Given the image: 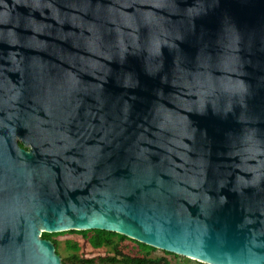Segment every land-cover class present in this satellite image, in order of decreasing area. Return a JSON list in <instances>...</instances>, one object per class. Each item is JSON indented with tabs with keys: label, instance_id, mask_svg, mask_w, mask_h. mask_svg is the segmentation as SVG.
Instances as JSON below:
<instances>
[{
	"label": "water",
	"instance_id": "95a60500",
	"mask_svg": "<svg viewBox=\"0 0 264 264\" xmlns=\"http://www.w3.org/2000/svg\"><path fill=\"white\" fill-rule=\"evenodd\" d=\"M42 229L264 264V0H0V264Z\"/></svg>",
	"mask_w": 264,
	"mask_h": 264
},
{
	"label": "rangeland",
	"instance_id": "374dc122",
	"mask_svg": "<svg viewBox=\"0 0 264 264\" xmlns=\"http://www.w3.org/2000/svg\"><path fill=\"white\" fill-rule=\"evenodd\" d=\"M46 232L40 230V234ZM57 241L56 253L64 264H82L79 259H97L99 257H116L122 259V256H143L145 250L138 246L135 242L120 240L119 237L112 239L111 245H104L101 248H95L89 239H85L82 234H65L54 238ZM135 240V239H134ZM156 256H163L172 259L163 252L156 251ZM172 264H197L193 258L176 253ZM94 264H101L95 262Z\"/></svg>",
	"mask_w": 264,
	"mask_h": 264
},
{
	"label": "trees",
	"instance_id": "16d2710c",
	"mask_svg": "<svg viewBox=\"0 0 264 264\" xmlns=\"http://www.w3.org/2000/svg\"><path fill=\"white\" fill-rule=\"evenodd\" d=\"M21 146L23 147L22 143ZM75 233H80L83 235L85 239H89L95 248H101L104 245L109 246L112 244V239L114 237H119L120 240H124V241L129 240L135 242L138 246H140L143 250H145V254L143 256H139V255L122 256V259H118L116 257H99L97 259L82 258L79 259V262L82 264H94L96 261L101 264H172L173 259L177 256L175 253L168 252L165 250H161V252H163L167 256L173 257L172 259L163 256H156L154 255V253L156 251H160V249L158 248L131 239L123 234L100 230V229H91V230H82V231L69 230V231L53 232V233L44 232L42 234V238L51 241L54 244V246L57 248V241L54 240L55 237L62 236L65 234H75ZM197 264H203V263L198 262Z\"/></svg>",
	"mask_w": 264,
	"mask_h": 264
},
{
	"label": "bare ground",
	"instance_id": "6f19581e",
	"mask_svg": "<svg viewBox=\"0 0 264 264\" xmlns=\"http://www.w3.org/2000/svg\"><path fill=\"white\" fill-rule=\"evenodd\" d=\"M45 230V229H44ZM46 231V230H45ZM194 260H196V259H194ZM203 263H205V262H203Z\"/></svg>",
	"mask_w": 264,
	"mask_h": 264
}]
</instances>
